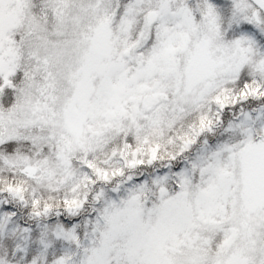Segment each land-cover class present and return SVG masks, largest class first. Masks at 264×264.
<instances>
[{"label": "snow or ice", "instance_id": "snow-or-ice-1", "mask_svg": "<svg viewBox=\"0 0 264 264\" xmlns=\"http://www.w3.org/2000/svg\"><path fill=\"white\" fill-rule=\"evenodd\" d=\"M0 264H264V0H0Z\"/></svg>", "mask_w": 264, "mask_h": 264}]
</instances>
